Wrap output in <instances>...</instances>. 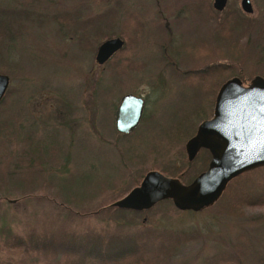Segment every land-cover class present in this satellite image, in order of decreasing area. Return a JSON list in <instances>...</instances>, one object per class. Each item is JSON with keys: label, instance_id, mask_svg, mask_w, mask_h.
<instances>
[{"label": "rangeland", "instance_id": "obj_1", "mask_svg": "<svg viewBox=\"0 0 264 264\" xmlns=\"http://www.w3.org/2000/svg\"><path fill=\"white\" fill-rule=\"evenodd\" d=\"M239 1L229 0L222 12L213 8V0H34L27 6L50 20L65 11L88 19L112 9L108 38L123 39L124 52L111 64L98 65L97 47L108 38H88L89 48L79 46L71 30L56 33L60 20L53 18L49 24L28 22L12 43L3 41L0 73L9 76L14 91L0 108V223L22 233L33 220L29 213L50 211V202L88 214L112 197L108 204L124 197L150 170L167 176L186 168L183 184L206 170L210 154L200 151L186 163V141L213 116L225 81L238 77L247 83L264 76L255 64L264 58V0H252L257 25L247 21L243 31L228 32L226 19L245 15ZM22 2L0 0L11 8ZM119 62L127 65L115 67ZM172 62L182 71H173ZM205 64L210 66L204 71L216 72L200 77L188 71ZM128 93L143 96L146 108L139 126L122 135L114 128V113ZM69 195L73 198L64 203ZM218 205L179 210L164 200L146 214L111 212L80 222L98 229L130 220L157 230L199 233L162 264H204L222 242L240 234L264 243V207L234 217L216 213Z\"/></svg>", "mask_w": 264, "mask_h": 264}, {"label": "trees", "instance_id": "obj_2", "mask_svg": "<svg viewBox=\"0 0 264 264\" xmlns=\"http://www.w3.org/2000/svg\"><path fill=\"white\" fill-rule=\"evenodd\" d=\"M32 2L34 0H23L22 4L16 8L0 4V46L4 40H7L8 44L12 43L16 31L26 27L28 22L49 24L52 18L57 22L60 20L62 25L59 24L56 30L59 36H63L71 30V35L75 34V37L80 39L78 45L85 48H89L93 44V42L87 43L86 39L88 38L97 42L113 35L108 32L109 27L112 26L108 21L109 16H115L114 12L109 11L112 9L88 19H82L78 12L65 11L57 13L50 20L49 17H44L36 12L34 7L28 9L27 6H31ZM247 19L249 17L246 15L228 17L227 25H225L227 31L236 30L240 24L246 28ZM15 24L18 28L14 27ZM122 25L126 28L123 32L124 35L125 30L127 32V23ZM123 47L105 63L111 64V62L120 59L118 54L124 52ZM120 61H123V58ZM125 65L127 62H119L115 67L123 69ZM208 72L210 74V72L216 71H197L195 76L202 77L205 74L208 75ZM226 72L224 71V73ZM207 81L209 86L210 81ZM103 89L106 90L107 87H103ZM213 89L214 87L211 92L214 95L216 88ZM13 91L8 88L0 102V108ZM200 153L209 156V152L205 149H202ZM185 161L188 165L191 163ZM185 171L186 168H180L179 171L164 172L168 174L167 176L183 182ZM140 180H142V176L134 181V185L139 184ZM189 181L190 178L186 179V183ZM65 198L67 199L64 203H67L73 197L69 195ZM115 199L112 197L97 205L96 211L88 214H80L77 209V211H72L63 204L59 206L50 202L52 205L50 211L34 209L29 213L33 220L25 223L22 233L12 232L6 223H0V264H162L166 258L177 252L183 243L199 236L196 230L189 232L185 230H157L143 224H131L130 220L116 228L106 222L102 228L98 229H93L84 221L80 222L89 217L106 216L111 212L146 214L153 207L134 211L108 204ZM164 200L172 203L171 199ZM215 204H219L216 213L234 217H243L246 208L264 207V166L248 170L231 179L218 199L209 206ZM66 205L69 206V204ZM209 206L203 209H207ZM70 207L75 208L74 206ZM174 208L176 209V207ZM110 220L115 221V219ZM77 221L81 224H76ZM259 231L262 229H257V233H261ZM248 232L251 233L243 231V233ZM263 246L264 243L258 240L255 235L240 234L235 241L222 242L219 250L204 261V264H264Z\"/></svg>", "mask_w": 264, "mask_h": 264}, {"label": "water", "instance_id": "obj_3", "mask_svg": "<svg viewBox=\"0 0 264 264\" xmlns=\"http://www.w3.org/2000/svg\"><path fill=\"white\" fill-rule=\"evenodd\" d=\"M227 0H213V8L222 11ZM241 9L253 11L250 0H241ZM124 45L113 37L98 47L95 62L103 65ZM9 76L0 73V102L9 87ZM143 98L134 94L122 96L114 117L117 132L128 134L140 123ZM200 148L208 149L211 158L206 170L193 181L183 184L177 178L150 170L139 185L124 197L111 203L121 209L142 211L159 201L171 199L179 210L200 211L214 203L227 183L237 175L264 166V79L254 76L246 87L238 77L225 81L216 95L213 116L202 121L195 135L185 144L187 159L192 161ZM14 201V200H11Z\"/></svg>", "mask_w": 264, "mask_h": 264}, {"label": "flooded vegetation", "instance_id": "obj_4", "mask_svg": "<svg viewBox=\"0 0 264 264\" xmlns=\"http://www.w3.org/2000/svg\"><path fill=\"white\" fill-rule=\"evenodd\" d=\"M228 1L229 0H227V2H226V5H225V8L227 7V5H228ZM250 2H251V6H252V9H253V11L251 12V13H246V12H244L242 9H241V5H240V3H241V0L239 1V5H240V9H241V11L247 16V17H249V19H247L248 21H250L253 25H252V27L253 26H255V25H257L258 24V22H257V18H258V13L256 12V8H255V5L252 3V0H250ZM224 8V9H225ZM223 9V10H224ZM222 10V11H223ZM217 11V10H216ZM251 19V20H250ZM246 27H248L247 25H245ZM238 29H241V31H243L244 30V26L243 25H239L238 26ZM239 37V36H238ZM239 39L242 41V39H243V36H241V37H239ZM241 47H243V45L241 46ZM240 47V48H241ZM242 53H244V51H242ZM206 54L208 55L209 54V52L207 53H205V56H206ZM204 55V54H203ZM173 63V62H172ZM255 64H258L260 67H262L263 69H262V71H264V58L261 60V61H259V62H257V63H255ZM173 65H175L174 63H173ZM176 66V65H175ZM173 67L172 68V70L173 71H182V69H180V68H177V66L176 67ZM208 66H210V64H205L204 65V67H201V68H199V69H197V68H194V69H189L188 71H189V73L190 74H192V72H197V71H204ZM189 73H187V74H189ZM185 74V73H184ZM177 75H179V74H177ZM255 76H260V77H262L263 79H264V76L263 75H260V74H257V75H255ZM253 78V77H252ZM251 80V79H250ZM250 80H249V82H250ZM241 82H242V80H241ZM249 82H247V83H245L244 81L241 83V85H243V87H246V86H248L249 85ZM124 96V95H123ZM136 96H140V95H136ZM140 97H142L143 98V96H140ZM122 98V97H121ZM121 100V99H120ZM215 100H216V98H215ZM214 100V101H215ZM120 103V102H119ZM143 103H144V108H143V112H142V117H141V120H142V118L144 117L143 115H144V113H145V108H146V101H145V99L143 98ZM119 105V104H118ZM214 105H215V103H214ZM118 107V106H117ZM116 110H117V108H116ZM115 113H116V111H115ZM115 113H114V117H115ZM210 119V118H209ZM141 120H140V123H141ZM207 120V119H206ZM139 123V124H140ZM139 124L137 125V127L139 126ZM136 127V128H137ZM136 128H134V130L136 129ZM133 130V131H134ZM132 133V131L130 132V133H128V134H131ZM122 135H128V134H123V133H121ZM195 134V133H194ZM193 136V135H192ZM202 149H205V148H200V150L197 152V153H199ZM205 150H207L208 152H209V150L208 149H205ZM209 154H210V152H209ZM197 155V154H196ZM196 157V156H195ZM210 158H211V154H210Z\"/></svg>", "mask_w": 264, "mask_h": 264}]
</instances>
